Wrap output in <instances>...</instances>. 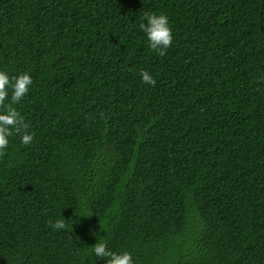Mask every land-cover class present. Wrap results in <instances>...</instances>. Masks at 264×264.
I'll list each match as a JSON object with an SVG mask.
<instances>
[{"label": "trees", "instance_id": "obj_1", "mask_svg": "<svg viewBox=\"0 0 264 264\" xmlns=\"http://www.w3.org/2000/svg\"><path fill=\"white\" fill-rule=\"evenodd\" d=\"M0 70L32 76L34 134L0 157V264H106L94 233L134 264H264V0H0Z\"/></svg>", "mask_w": 264, "mask_h": 264}, {"label": "clouds", "instance_id": "obj_2", "mask_svg": "<svg viewBox=\"0 0 264 264\" xmlns=\"http://www.w3.org/2000/svg\"><path fill=\"white\" fill-rule=\"evenodd\" d=\"M144 19L146 23H141L140 28L147 35L150 49L164 56L173 42V31L168 16L163 13L145 12ZM140 75L143 83L155 86L156 81L149 72L142 71ZM32 84L33 79L28 72L9 76L7 71L0 70V157L6 155L10 137L20 136L21 143L24 145H30L34 139V134L29 132V123L15 107L28 94ZM6 100L9 102L5 103ZM99 115L103 117L104 114ZM49 226L56 230L69 229L64 218L54 223L50 220ZM69 230L72 231V228ZM94 235L98 242L91 250L96 257L105 259L106 264H134L130 252H113L108 248L105 237L95 233Z\"/></svg>", "mask_w": 264, "mask_h": 264}]
</instances>
